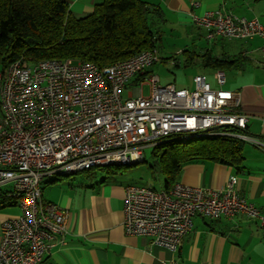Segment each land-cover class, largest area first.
<instances>
[{
  "label": "built area",
  "instance_id": "obj_1",
  "mask_svg": "<svg viewBox=\"0 0 264 264\" xmlns=\"http://www.w3.org/2000/svg\"><path fill=\"white\" fill-rule=\"evenodd\" d=\"M194 21L210 40L261 37L264 56V25L257 17L224 8L194 15ZM159 60L155 48L103 67L71 57L19 59L0 72V189L17 196L20 208L1 223L0 264H40L56 243L65 244L69 211L43 199L49 177L140 163L147 148L173 137L231 136L264 152V136L246 131L249 114L240 91L226 87L225 70H215V86L199 73L194 89L178 88L163 85L149 71ZM135 77L141 78L132 83ZM145 85L148 94L142 91ZM127 88L131 91L124 97ZM236 183L233 175L223 188L176 182L157 190L130 184L124 228L171 251L178 250L197 215L243 214L264 230V213Z\"/></svg>",
  "mask_w": 264,
  "mask_h": 264
},
{
  "label": "crops",
  "instance_id": "obj_2",
  "mask_svg": "<svg viewBox=\"0 0 264 264\" xmlns=\"http://www.w3.org/2000/svg\"><path fill=\"white\" fill-rule=\"evenodd\" d=\"M67 1L76 16H84L104 0ZM145 1L161 7L163 22L187 28L205 29L195 23L194 15L224 8L249 18L257 17L261 23L260 15L264 16V3L261 0H234L232 3L230 0ZM236 40L244 43L240 50L233 53L224 47L218 54L212 49L208 50L218 57L244 56V66L235 70V79L227 88L241 93L242 108L249 114L247 133L264 136L263 40L261 37ZM233 175L237 176L238 191L264 213L262 157L246 155L241 169L212 160L189 163L182 168L178 182L223 188ZM128 185L130 183L122 178L98 171L47 178L43 183V199L69 211V232L65 244L56 243L40 264H171L173 261L181 264H264L263 227L258 220L243 214L219 219L195 216L191 231L184 236L177 251L153 244L148 236L128 234L123 223L124 197ZM46 191H49L48 196L45 195ZM15 206L18 204L5 205L0 202V242L1 223L17 214Z\"/></svg>",
  "mask_w": 264,
  "mask_h": 264
},
{
  "label": "trees",
  "instance_id": "obj_3",
  "mask_svg": "<svg viewBox=\"0 0 264 264\" xmlns=\"http://www.w3.org/2000/svg\"><path fill=\"white\" fill-rule=\"evenodd\" d=\"M162 18L161 7L145 0H104L84 16H76L67 0H0V72L4 73L19 59L37 62L71 57L100 67L111 65L141 51L158 48L161 35L153 29L150 20ZM187 57L191 61L196 54L188 53ZM243 57L242 54L218 57L208 50L202 55V64L213 69L237 70L244 66ZM245 142L231 136L188 140L173 137L151 147L153 161L148 166L152 174L156 168L162 170L163 189L169 190L189 163L212 160L241 169L246 159ZM143 162L147 163L145 157ZM128 166L84 171L103 169L106 174L115 175ZM68 176L71 175L65 177ZM0 202L14 205L18 198L0 189Z\"/></svg>",
  "mask_w": 264,
  "mask_h": 264
},
{
  "label": "rangeland",
  "instance_id": "obj_4",
  "mask_svg": "<svg viewBox=\"0 0 264 264\" xmlns=\"http://www.w3.org/2000/svg\"><path fill=\"white\" fill-rule=\"evenodd\" d=\"M230 1V3H232L234 0ZM261 1H263L261 3H264V0ZM256 6L257 5L254 4L255 8ZM232 7L234 6L232 5ZM260 16L264 22V16L262 14ZM150 24L153 29L158 30L161 35V39L158 42L160 60L155 63L150 70L160 76L163 85L174 83L178 88L194 89V76L199 73H204L208 76L209 81L215 86L216 82L213 76L215 71L206 68L202 64V55L204 52L208 49H212L215 54H218L224 47L226 51H231L233 53V51L240 50L244 43V41L236 39L228 40L221 37L210 40L207 38V31L205 29L172 25L171 22L165 23L161 19L150 20ZM188 53H195L196 57L189 61L187 57ZM236 72L237 71L235 70L226 71L228 82L226 87L234 81ZM130 91L131 88L124 90V97H126ZM142 91L144 94H148V85L143 86ZM151 151L152 148L150 147L146 149L145 158L147 163L140 162L130 165L126 167L124 172H120L113 176L122 178L132 185H147L157 190L163 189L165 177L162 170L156 168L154 174H152L148 166V162L150 163V161H153ZM244 153L249 157L264 158L263 150L256 147L250 141L245 142ZM97 171L100 174H106V171L103 169ZM45 195L48 196L49 191H46ZM15 207L18 209V214L20 208H18L19 206Z\"/></svg>",
  "mask_w": 264,
  "mask_h": 264
}]
</instances>
